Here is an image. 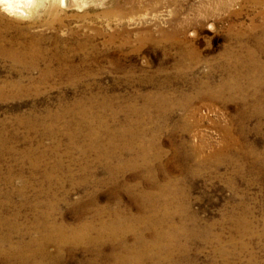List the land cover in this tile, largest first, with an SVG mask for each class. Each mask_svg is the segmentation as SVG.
Here are the masks:
<instances>
[{
    "label": "rangeland",
    "instance_id": "374dc122",
    "mask_svg": "<svg viewBox=\"0 0 264 264\" xmlns=\"http://www.w3.org/2000/svg\"><path fill=\"white\" fill-rule=\"evenodd\" d=\"M60 1L32 3L30 17L7 10L0 3V49L14 48L23 53L27 44L34 47L33 58L37 61V69H29L30 57L22 64L0 54V139H10L8 144L16 149L18 159L19 153L26 149L45 153L35 171L25 164L21 175H17L18 167H15L10 183L0 181L1 192L25 183V197L31 201L20 205L22 198L13 193L14 203L5 205L2 215H11L21 207L18 222L29 228L33 225L31 206L35 199L52 198L55 210L45 205L40 211L54 212V218L67 226L92 220L98 213H104L101 216L104 220L117 213L122 220L127 219L129 228L124 239L133 244L137 236L150 240L154 234L151 228H140L141 219L146 216L143 192L153 193V196L158 194L155 199L158 202L154 203L163 207L167 202L165 209L172 213L174 224L181 226L161 264H264V114L261 115L264 80L261 86L254 84V89L249 86L252 78L249 65H242L239 60L247 50L254 52L253 39L264 32L263 3L253 0ZM11 2L17 4L16 0ZM52 6L54 15L48 13ZM34 19L36 22H32ZM45 20L49 22L47 26L42 25ZM260 53L255 61L262 66L259 76L264 78V54ZM235 82L247 86L246 102L235 91ZM255 88L259 92L258 100L251 95ZM159 94L167 97L168 109L153 105L144 108L146 97L157 98ZM88 109H93L91 116L98 114L97 118L101 117L116 132L115 138L112 137L115 143L108 144L109 135L104 127H100L97 147L92 144L93 139L84 137L87 130L77 123L86 119ZM129 121L135 124L134 131L139 128L137 132H144L149 140L134 139V143L147 145L153 139L154 148L151 146L147 155L157 158L150 167H130L125 172L119 167L118 174H110L105 166L109 161L99 162L97 155L109 153L115 144L123 155L121 159H113L112 164L118 166L121 165L118 161L131 160V155L137 152L122 149L124 138H128L122 133L126 132ZM229 134L236 138V144L208 158L213 150L223 147ZM194 146L198 151L190 156L187 153ZM157 149L162 156H156ZM94 221L98 228V221ZM29 229L28 235L34 236V229ZM28 235L24 237L27 239ZM56 245L54 241L48 244L47 253L55 255ZM88 248V245H65L59 263L90 264L95 260V264H113L114 255L121 251L117 241Z\"/></svg>",
    "mask_w": 264,
    "mask_h": 264
},
{
    "label": "bare ground",
    "instance_id": "6f19581e",
    "mask_svg": "<svg viewBox=\"0 0 264 264\" xmlns=\"http://www.w3.org/2000/svg\"><path fill=\"white\" fill-rule=\"evenodd\" d=\"M10 0H0V3L2 2L3 4H5L7 10H11V11H15L16 13H21L25 16L30 17V11H31V6L32 3L37 2L38 0H16L17 4L13 3V2H9ZM59 0H57L58 2ZM257 3H263L264 5V0H253ZM5 2V3H4ZM40 2V1H39ZM60 2H66V0H61ZM4 7V8H5ZM34 8V7H33ZM32 8V9H33ZM264 8V6H263ZM56 9V8H55ZM57 10V9H56ZM264 11V10H263ZM34 13V12H33ZM48 13L54 15V8L53 6L51 8L48 9ZM47 13V14H48ZM49 14V15H50ZM264 15V14H263ZM32 22H36V20L34 19V21ZM49 24L48 21H43L42 25L47 26ZM258 27V26H256ZM5 28V27H4ZM254 29V28H253ZM19 32V31H18ZM240 32V31H239ZM249 32V31H248ZM147 33V32H146ZM46 36V35H45ZM259 38H254L253 41L256 44V48L254 50V52L247 50L246 54H242L240 55V62L241 64H247L249 65V70L248 73L249 75L252 77L251 81H250V85L255 87L261 86L264 78L261 76H259L261 74V72L263 71L262 66L257 63L255 61L256 58H258V53L261 54L260 52H262L264 54V32H262V34L260 36H258ZM20 38V37H18ZM29 38V37H28ZM42 38V37H41ZM7 39V38H6ZM22 39V38H20ZM30 40V39H29ZM34 41V40H33ZM28 43V42H27ZM32 45V44H31ZM35 45V44H33ZM248 45V44H247ZM43 47V46H42ZM24 50L23 53H18L14 48H7L5 49V51H2L0 49V54L2 55H7L9 58H11L13 61H15L16 63H22L24 64V60L27 57H30L32 59V63L29 65V69H37V61L35 58H33V52H32V48H34L33 46H29V45H24L23 46ZM40 49V48H39ZM44 49V48H43ZM34 50V49H33ZM252 50V49H251ZM41 51V50H38ZM42 53H46V52H42ZM41 53V54H42ZM193 53V51H192ZM234 53V52H233ZM241 53V51H240ZM234 55V54H233ZM6 56V57H7ZM32 56V57H31ZM47 56V55H46ZM43 57V56H42ZM239 57V56H238ZM261 59V58H260ZM236 60V59H234ZM259 60V59H258ZM233 61V60H232ZM231 61V62H232ZM240 62L238 63L240 65ZM40 63V62H39ZM261 63V62H260ZM42 64V63H41ZM251 64V66H250ZM228 65V64H227ZM236 65V64H235ZM233 65V66H235ZM21 66V65H20ZM47 66V65H46ZM231 66V65H230ZM229 66V67H230ZM246 66V65H245ZM244 66V68H245ZM240 67V66H239ZM23 68V67H22ZM46 68V67H45ZM228 68V67H227ZM59 69V68H58ZM238 69V68H237ZM240 69V68H239ZM60 70V69H59ZM246 70V69H245ZM31 71V70H30ZM48 71V70H47ZM236 71V70H235ZM239 71V70H238ZM243 71V70H242ZM46 72V70L42 71V73ZM60 72V71H59ZM30 73V72H29ZM242 73V72H241ZM244 73V72H243ZM41 74V72H40ZM237 74V73H234ZM240 75V74H239ZM45 76V75H44ZM229 76V75H228ZM242 76V75H241ZM239 76V77H241ZM244 76V75H243ZM242 76V77H243ZM248 77V76H247ZM236 78V76H235ZM244 78H246V76H244ZM243 78V79H244ZM238 79V78H237ZM231 80V79H230ZM234 80V79H233ZM246 80V79H245ZM224 81V80H223ZM235 81V80H234ZM239 81V80H238ZM8 82V81H7ZM19 82V81H18ZM226 82V81H225ZM228 82V81H227ZM226 82V83H227ZM242 82V81H241ZM248 82V81H247ZM224 83V82H223ZM232 83V82H231ZM238 83V82H237ZM249 83V82H248ZM234 84V83H233ZM240 84V83H239ZM238 84V85H239ZM255 84V85H254ZM21 85V84H20ZM226 85V84H225ZM223 85V86H225ZM232 85V84H230ZM235 82V91L239 92L240 95L242 96V100L245 101L247 99V95L246 94V90H247V86H238ZM3 86V85H2ZM222 86V85H220ZM222 86V87H223ZM229 87V85H227ZM264 86V84H263ZM8 87V86H7ZM226 87V86H225ZM232 87V86H230ZM11 88V87H10ZM9 88V89H10ZM215 88V87H214ZM251 88V87H250ZM260 88V87H259ZM258 88V89H259ZM263 88V87H262ZM3 89V88H2ZM233 89V88H232ZM249 89V88H248ZM254 89V88H253ZM256 89V88H255ZM4 90V89H3ZM224 90V89H223ZM228 90V89H227ZM252 90V89H250ZM6 91V90H5ZM226 91V90H225ZM249 91V90H248ZM1 92V90H0ZM15 92V91H14ZM234 92V91H233ZM236 92V93H237ZM262 92V91H260ZM219 93V91H218ZM232 94V93H231ZM262 94V93H261ZM167 95V94H166ZM254 100H258L257 98L260 97L259 96V92H257L254 90V92H252ZM250 95V96H251ZM216 96V95H215ZM172 97V96H171ZM236 97V96H235ZM249 98V97H248ZM252 98V97H251ZM226 99V97H225ZM234 99V98H233ZM182 100V99H181ZM180 100V101H181ZM248 100V99H247ZM251 100V99H250ZM177 101V100H176ZM92 102V100H91ZM89 102V103H91ZM144 103V108H151L153 106H155L156 108H163V109H168V107H166L167 104V97H165L164 95L162 96V94L157 97L154 98L153 96L149 95L148 97H146V99L143 101ZM173 102V101H172ZM182 102V101H181ZM190 102V101H189ZM246 102V101H245ZM244 102V103H245ZM249 102V101H248ZM262 102V101H261ZM253 103V102H252ZM93 104V103H92ZM102 104V103H101ZM107 105V103H105ZM172 104V103H171ZM176 104V103H175ZM181 104V103H180ZM79 105V104H78ZM153 105V106H152ZM182 105V104H181ZM180 105V106H181ZM186 105V104H185ZM256 105V104H255ZM91 106V105H90ZM173 106V105H172ZM179 106V105H177ZM251 106V105H250ZM253 106V105H252ZM262 106V105H261ZM79 107V106H78ZM81 107V106H80ZM134 107V106H133ZM182 107V106H181ZM256 107V106H255ZM259 107V106H258ZM92 108V107H91ZM90 108V109H91ZM140 108V107H139ZM143 108V107H142ZM143 108V110H144ZM171 108V107H170ZM184 108V107H183ZM260 108V107H259ZM69 109V108H67ZM73 109V108H72ZM76 109V108H75ZM107 109V108H106ZM127 109V108H126ZM125 109V110H126ZM240 109V108H239ZM256 109V108H255ZM78 110V108H77ZM87 110V109H86ZM84 109H79V111H85ZM93 110V109H92ZM92 110L88 109V116H86V119H82L79 120V123H77L79 125L80 128H86L87 130V134L84 135V137H87L88 139H93V141H95L94 143H92L94 146L98 145L100 139V134H99V130L102 129L100 127H104L105 131L108 133V144L111 143L113 144V141L115 143L116 139H114L115 134L113 133L114 131L110 130L108 125H105V123L97 116L92 115L90 113H93ZM113 110V109H112ZM129 110V107H128ZM132 112L134 110V108L131 109ZM254 110V109H253ZM263 110V109H262ZM261 110V111H262ZM63 111V110H62ZM65 111V110H64ZM78 111V112H79ZM130 111V110H129ZM136 111V110H135ZM140 111V110H139ZM259 111V110H258ZM82 112V113H83ZM246 112V111H245ZM254 112V111H253ZM264 112V110H263ZM263 112H261V115L264 114ZM97 113V112H94ZM99 113V112H98ZM111 113V112H110ZM119 113V111L116 112ZM140 113V112H138ZM67 114V112H66ZM100 114V113H99ZM143 114V113H142ZM141 114V115H142ZM255 114V113H253ZM54 115V114H52ZM79 115V113L77 114ZM75 116V117H79V116ZM138 115V114H137ZM135 115V116H137ZM55 116V115H54ZM57 116V115H56ZM55 116V117H56ZM94 116V117H93ZM115 116V114H114ZM47 117V116H46ZM84 117V116H83ZM104 117V116H103ZM109 117V116H108ZM116 117V116H115ZM115 117L113 119H115ZM131 117V116H130ZM129 119L127 120H130ZM143 117V116H142ZM141 117V118H142ZM147 117V116H146ZM160 117V116H159ZM59 118V117H58ZM55 119V118H54ZM134 119V118H133ZM140 119V116H139ZM143 119V118H142ZM149 119V118H148ZM51 120V119H50ZM70 120V119H69ZM77 120V119H75ZM107 120V119H106ZM105 120V121H106ZM111 120V119H110ZM146 120V119H145ZM159 120V119H158ZM242 120V119H241ZM71 121V120H70ZM147 121V120H146ZM245 121V120H244ZM93 122V123H92ZM96 122V125H94V123ZM109 122V120H108ZM67 123V122H66ZM76 123V122H75ZM104 123V124H103ZM125 123V122H124ZM136 123V122H135ZM244 123V122H243ZM93 124V125H92ZM107 124H110L107 123ZM47 125V124H46ZM75 125V124H74ZM123 125V123H122ZM135 124H133V122H128L125 126V131L123 132L122 135L124 136H128L124 138V140L126 142L123 143L124 146H122V149L125 150H129L130 152H137L134 155H131V160L129 161H118L121 165H113V159H121V156L123 155L122 153H120V148L119 146L117 147H113L112 149H110L109 153L105 154V155H97V160L100 162V160H105V161H109V163H106L105 166H107L109 168V172L108 170H106V172L110 173V174H118V172H120V168L122 170L130 168V167H139L141 165H146L148 167H150L151 162L154 161L155 159H151L148 157V152L151 148V146L154 148V140H150L151 143L147 144V145H136L134 143V139L137 141V139H147V142L149 141L147 137H145V133L144 132H137L139 130L134 131ZM140 125V123H139ZM138 125V126H139ZM162 125V124H161ZM115 126V125H114ZM137 126V125H136ZM116 127V126H115ZM122 127V126H121ZM134 127V128H133ZM117 128V127H116ZM119 128V126H118ZM134 130H133V129ZM162 128V127H161ZM232 128V127H231ZM1 129V128H0ZM78 129V127H77ZM76 129V130H77ZM115 129V128H114ZM121 129V128H120ZM137 129V128H136ZM116 130V129H115ZM122 130V129H121ZM232 130V129H231ZM236 130V129H235ZM78 131V130H77ZM81 131V130H80ZM142 131V130H141ZM158 131V130H157ZM102 132V131H101ZM104 132V131H103ZM131 132V133H130ZM223 132V131H222ZM230 132V131H229ZM74 133V132H72ZM80 133V132H79ZM81 134V133H80ZM102 134V133H101ZM118 134V133H117ZM120 134V133H119ZM73 135V134H70ZM83 135V134H82ZM121 135V134H120ZM106 136V135H105ZM1 137V136H0ZM102 137V136H101ZM107 137V136H106ZM114 137V138H112ZM118 137V136H117ZM83 138V137H82ZM119 138H122L119 137ZM86 139V138H85ZM103 139V138H102ZM105 139V138H104ZM236 138H232L229 134V137L226 140V142L224 141V145L223 147H221L219 150H213V153L209 155L208 158H210L212 155L216 154V156H218L219 154H221V152H224L225 150H227L229 147L233 146L232 144H236L235 141ZM10 139H0V181H5L6 184L10 183L11 179H12V175H15L16 171L18 172L17 175H21L24 168L23 166L26 164L29 165V167L31 168L32 171H35L38 167L39 161H41L44 158L45 153H38L37 151H31L29 149L24 150L22 153L20 152V159H18V156H15L17 154L16 149L14 147H11L10 144H8L10 141ZM73 140V139H72ZM84 140V139H83ZM156 140V139H155ZM26 141V140H25ZM145 141V140H144ZM161 141V140H160ZM106 142V141H104ZM122 142V141H120ZM140 142V141H139ZM142 142V140H141ZM146 142V143H147ZM245 142V141H244ZM86 143V142H85ZM88 143V142H87ZM91 143V142H90ZM89 143V144H90ZM137 143V142H136ZM240 143V142H239ZM238 143V144H239ZM84 144V143H83ZM105 144V143H104ZM107 144V143H106ZM105 144V145H106ZM143 144V143H142ZM102 145V144H101ZM119 145V144H118ZM156 145V144H155ZM240 145V144H239ZM242 145V144H241ZM15 146V145H14ZM104 146V145H103ZM102 146V147H103ZM158 146V145H156ZM243 146V145H242ZM87 147V146H86ZM92 147V146H91ZM97 147V146H96ZM95 147V148H96ZM99 147V146H98ZM102 147L100 149H102ZM106 147V146H105ZM159 147V146H158ZM178 147V146H177ZM238 147V146H237ZM90 148V147H87ZM107 148V147H106ZM197 147H192L190 150V156H194V152L198 151L196 149ZM199 148V147H198ZM219 148V147H218ZM233 148V147H232ZM91 149V148H90ZM94 149V148H93ZM162 149V148H161ZM231 149V148H230ZM235 149V148H234ZM237 149V148H236ZM243 149V147H242ZM241 149V150H242ZM88 150V149H87ZM98 150V149H96ZM95 150V152H96ZM103 150V149H102ZM158 150V149H157ZM177 150V149H176ZM232 150V149H231ZM83 151V150H82ZM100 151V150H99ZM104 151V150H103ZM106 151V149H105ZM108 151V150H107ZM123 151V153H124ZM154 151V149L152 150ZM35 152H37L36 157H34L32 159V157L34 156L33 154H35ZM85 152V151H83ZM87 152V151H86ZM85 152V153H86ZM157 152H161V151H155ZM176 152V151H175ZM212 152V151H211ZM152 152H150L151 154ZM226 153V152H225ZM229 153V152H228ZM227 153V154H228ZM237 153V152H236ZM97 154V153H96ZM122 154V155H121ZM128 154V153H127ZM160 155V153H157V155ZM223 154V153H222ZM95 155V154H94ZM129 155V154H128ZM153 155V154H151ZM164 155V154H163ZM180 155V154H179ZM254 155V154H253ZM162 156V155H160ZM189 156V155H188ZM189 156V157H190ZM125 157V156H124ZM128 157V156H127ZM125 157V158H127ZM155 157V156H154ZM187 157V155L185 156ZM261 157V156H260ZM86 158V157H85ZM84 158V159H85ZM123 158V157H122ZM222 158V157H220ZM226 158V156H225ZM222 158V159H225ZM94 160H92V164L94 163L93 161H95V157L93 158ZM186 159V158H185ZM218 159V158H217ZM228 159V158H227ZM259 159V158H258ZM257 159V160H258ZM82 160V159H81ZM86 160V159H85ZM141 160V163H140ZM158 160V159H157ZM219 160V159H218ZM233 160V159H232ZM231 160V161H232ZM260 160V159H259ZM96 161V162H98ZM159 161V160H158ZM221 161V160H220ZM219 161V162H220ZM225 161V160H224ZM230 161V160H229ZM262 161V160H260ZM259 161V162H260ZM75 162H77L75 160ZM79 162V161H78ZM89 162V160H88ZM102 162V161H101ZM161 162V161H160ZM174 162V161H173ZM215 162V161H214ZM223 162V161H222ZM114 163V162H113ZM158 163V162H156ZM155 163V164H156ZM98 164V163H97ZM154 164V162H153ZM154 164V165H155ZM161 164V163H160ZM82 165V162H81ZM80 165V167H81ZM104 165V164H103ZM60 166V165H59ZM89 166V165H88ZM92 166V165H90ZM99 166V165H98ZM122 166V167H121ZM160 166V165H159ZM259 166V165H258ZM15 167H18V169H16L15 171ZM40 167V166H39ZM82 167H86L85 165H83ZM120 167V168H119ZM157 167V166H156ZM154 167V168H156ZM212 167V166H211ZM89 168V167H87ZM141 168V167H140ZM159 169V167H157ZM81 169V168H80ZM86 169V168H85ZM144 169V168H142ZM148 169V168H146ZM152 169V168H151ZM30 170V171H31ZM95 170V169H93ZM104 170V169H103ZM128 170V169H127ZM157 170V169H156ZM68 171V170H67ZM150 171V170H149ZM90 172V171H89ZM93 172V171H92ZM122 172V171H121ZM125 172V170L123 171ZM122 172V173H123ZM157 172V171H156ZM85 173V172H84ZM95 173V172H94ZM124 174V173H123ZM70 175V174H69ZM72 175V174H71ZM70 175V176H71ZM95 175V174H94ZM33 176V175H32ZM44 176V175H43ZM69 176V177H70ZM84 176V175H83ZM86 176V175H85ZM107 176V174H106ZM105 176V177H106ZM115 176V175H114ZM118 176V175H117ZM49 177V176H48ZM92 177V176H91ZM96 177V176H95ZM149 177V176H148ZM89 178V177H88ZM153 178V177H151ZM51 179V178H50ZM67 179V178H66ZM86 179V178H85ZM94 179V178H93ZM102 179V178H101ZM120 179V178H119ZM42 180V179H41ZM108 180V179H107ZM110 180V179H109ZM116 180V179H115ZM114 180V181H115ZM118 180V179H117ZM148 180V179H147ZM151 180V179H150ZM69 181V180H68ZM88 181V180H87ZM85 181V183L87 182ZM112 181V180H111ZM2 182V183H3ZM49 182V181H48ZM94 182V181H93ZM102 182V181H101ZM100 182V183H101ZM164 182V181H163ZM169 182V181H168ZM79 183V182H78ZM83 183V182H82ZM90 183V181H89ZM87 183V184H89ZM96 183V182H94ZM93 183V184H94ZM111 183V182H110ZM117 183V182H116ZM122 183V182H121ZM104 184V183H102ZM107 184V183H106ZM120 184V183H119ZM118 184V185H119ZM53 185V184H52ZM60 185V184H59ZM66 185V184H65ZM110 185V184H108ZM126 185V184H125ZM128 185V184H127ZM168 185V184H167ZM29 186V185H28ZM67 186V185H66ZM84 186V185H82ZM95 186V185H94ZM102 186V185H100ZM137 186V185H136ZM168 186H172V185H168ZM41 186H39V192L41 193ZM61 187V186H60ZM73 187V186H72ZM129 187V186H128ZM167 187V186H166ZM27 186L25 185V183H22L20 185H18L17 187L15 186V188H10L11 190H7L6 192H1L0 191V264H60V254L61 251L63 250L64 246L67 244H71L73 246H82V245H88L89 248L91 247H99L102 243H106V241L108 242H115L117 241L118 246L121 247V251L117 254H113L114 255V262L113 264H145L146 261H148L149 264H161L160 261L162 260L163 256L165 257V253L168 256L169 252H170V245H171V240L174 238L173 236L179 232L181 226H177L174 224L173 222V215H171L166 208V206L164 205L163 207H158L159 204L154 203L157 200H155L157 198V195L153 196V193H145L143 192V201L144 202V210H145V217H143L141 219V225L140 228L141 230L144 229V227L147 228H151L154 232V234H152V237L150 240L144 238L143 236H137V240L135 243L133 244H128L125 239H124V234L125 232L128 230L129 228V223L126 222V220H122L120 218V216L117 213H111V218L109 220H104L101 219L102 214L104 213H98L97 216H95L92 220H87V221H81L79 224H77L76 226H67L65 224H63L62 222L57 221L54 216L52 211L48 210V211H40L41 206H47L51 205L50 207L54 209V202L49 199H45L42 201L40 200V198H36L33 206H31V208L34 210L33 215H32V223L33 225H31V230H33V233H35L34 236H30L28 235V233L30 232V227L29 228H24L19 222H18V218L20 216V212L19 210H21L20 208L18 209V211L16 210L15 212H13V214L11 215H2V211L5 207V205L10 204L11 202V196H13L12 194L15 193L16 195H19L21 199V204L20 205H24L31 202L29 201V199L27 197H25V191H26ZM45 188V187H43ZM57 188L59 190V187H54ZM131 188V187H130ZM135 188V187H134ZM154 188V187H153ZM163 188V187H162ZM172 188V187H171ZM170 188V189H171ZM182 188V187H181ZM56 189V190H57ZM160 189V188H159ZM61 190V189H60ZM65 190V189H64ZM133 190V188H132ZM166 190V188H165ZM50 191V189H49ZM131 191V190H130ZM147 191V190H146ZM168 191V190H167ZM38 192V191H37ZM62 192V191H61ZM138 192V191H137ZM48 193V192H47ZM136 193V192H135ZM142 193V192H141ZM160 193V190H159ZM163 193V192H162ZM134 194V193H133ZM166 194V193H163ZM42 195V194H41ZM40 195V196H41ZM44 195V194H43ZM62 195V194H61ZM138 195V194H137ZM140 195V194H139ZM162 195V194H161ZM172 195V194H171ZM37 196V195H36ZM69 196V194H68ZM141 196V195H140ZM176 196V195H175ZM164 197V196H163ZM173 197V196H171ZM183 197V196H182ZM186 197V196H185ZM47 198V197H46ZM55 198V197H54ZM69 198V197H68ZM165 198V197H164ZM176 198V197H175ZM174 198V199H175ZM60 199V198H59ZM67 199V198H66ZM71 199V198H70ZM141 199V197H140ZM161 199V198H160ZM173 199V200H174ZM178 199V198H177ZM58 200V199H57ZM138 200V199H137ZM136 200V201H137ZM159 200V199H158ZM162 200V199H161ZM69 201V200H68ZM149 201L148 204H146ZM163 201V200H162ZM168 201V200H167ZM170 201V200H169ZM175 201V200H174ZM62 202V200H61ZM65 202V201H64ZM118 202V201H117ZM138 202V201H137ZM158 202V201H157ZM171 202V201H170ZM14 203V202H13ZM178 203V201H177ZM43 204V205H42ZM57 204V203H56ZM138 204V203H137ZM136 204V205H137ZM172 205V204H171ZM141 206V205H140ZM143 206V204H142ZM161 206V205H160ZM170 206V205H169ZM174 206V204L172 205V207ZM176 206V205H175ZM171 207V206H170ZM84 208V206H83ZM116 208V207H115ZM169 208V207H168ZM176 208V207H175ZM174 208V209H175ZM178 208H180V206H178ZM102 209V207H101ZM140 209V208H139ZM142 209V208H141ZM173 209V208H171ZM93 211V210H92ZM112 211V210H111ZM110 211V212H111ZM126 211V210H125ZM4 212V211H3ZM52 212V213H51ZM103 212V211H102ZM124 212V211H123ZM129 212V211H128ZM161 212V214L159 213ZM81 213V212H80ZM106 213V212H105ZM125 213V212H124ZM144 213V212H143ZM158 213L160 215H158ZM123 214V213H122ZM121 214V215H122ZM127 214V213H126ZM132 214V213H131ZM180 214V213H179ZM137 215V214H136ZM135 215V216H136ZM129 216V215H127ZM132 216V215H131ZM130 216V217H131ZM139 216V214H138ZM177 216V215H176ZM134 217V215H133ZM58 218V217H57ZM126 218V217H125ZM194 218V216H193ZM147 219V220H146ZM98 221V228H96L95 226V221ZM128 220H131L130 218ZM140 222V221H139ZM31 223V222H30ZM211 227V226H210ZM131 228V227H130ZM151 230V231H152ZM182 231V230H181ZM186 231V230H185ZM130 232V231H129ZM136 233V232H135ZM149 233V231H148ZM144 234V233H143ZM24 235H28L30 237H28L27 239L24 237ZM130 235V234H129ZM134 235V234H133ZM149 236V235H148ZM181 238V237H180ZM129 239V238H128ZM55 242L57 245V253L55 255H50L47 253L46 248L48 246V244H50L51 242ZM135 241V240H134ZM105 246V245H104ZM103 246V247H104ZM117 246V245H115ZM114 246V247H115ZM70 247V246H69ZM102 247V246H101ZM88 248V249H89ZM87 249V248H86ZM120 250V248H119ZM104 251V249H103ZM174 251V250H173ZM72 252V251H71ZM93 252V251H92ZM118 252V251H117ZM174 253V252H173ZM69 254V253H68ZM95 256V255H94ZM109 256V255H108ZM91 257V256H90ZM110 257V256H109ZM99 258V257H98ZM102 259V258H101ZM88 260V259H87ZM98 262V261H97ZM96 261L94 260L92 263L90 264H95Z\"/></svg>",
    "mask_w": 264,
    "mask_h": 264
}]
</instances>
